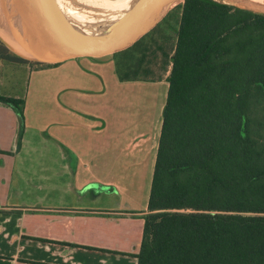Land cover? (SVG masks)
Instances as JSON below:
<instances>
[{
	"label": "crops",
	"instance_id": "obj_1",
	"mask_svg": "<svg viewBox=\"0 0 264 264\" xmlns=\"http://www.w3.org/2000/svg\"><path fill=\"white\" fill-rule=\"evenodd\" d=\"M24 14L0 0V96L24 102L23 132L0 102V264H138L172 65L53 60Z\"/></svg>",
	"mask_w": 264,
	"mask_h": 264
},
{
	"label": "trees",
	"instance_id": "obj_2",
	"mask_svg": "<svg viewBox=\"0 0 264 264\" xmlns=\"http://www.w3.org/2000/svg\"><path fill=\"white\" fill-rule=\"evenodd\" d=\"M231 10L185 2L138 264H264V16Z\"/></svg>",
	"mask_w": 264,
	"mask_h": 264
},
{
	"label": "rangeland",
	"instance_id": "obj_3",
	"mask_svg": "<svg viewBox=\"0 0 264 264\" xmlns=\"http://www.w3.org/2000/svg\"><path fill=\"white\" fill-rule=\"evenodd\" d=\"M12 12L24 14L31 22L27 23L24 30L28 31L32 47L41 49L53 60H61L64 56L75 57L84 55L70 47L60 27L58 20L59 0H7ZM71 4L70 0H62ZM131 0L124 11L131 13L124 26L112 33L111 41L106 45L96 48L90 54L107 53L111 47H118L122 42L134 38L132 47L125 53L124 48L115 53H122L125 59L122 62L121 71L123 77H139L143 75L146 67L152 68L158 74L165 72L172 65L173 56L178 43L179 29L186 0ZM230 7L234 12L242 10L255 15L251 22H258V17L264 16V0H215ZM47 5L51 15H44ZM83 9L93 8L85 4L72 3ZM162 12L160 20H157L159 11ZM258 16V17H257ZM251 17L247 14L238 15L241 22ZM24 26V25H23ZM131 35V36H129ZM142 35L143 38L139 39ZM138 40V41H137ZM36 42V44H34ZM37 45V46H36ZM76 53V54H75ZM154 73L147 77H156ZM146 77V76H145Z\"/></svg>",
	"mask_w": 264,
	"mask_h": 264
},
{
	"label": "bare ground",
	"instance_id": "obj_4",
	"mask_svg": "<svg viewBox=\"0 0 264 264\" xmlns=\"http://www.w3.org/2000/svg\"><path fill=\"white\" fill-rule=\"evenodd\" d=\"M41 1V0H36ZM131 0H73V3L85 4L93 8L83 9L59 0L63 5V15L60 27L66 41L72 49L80 51L99 40L110 36L125 25L131 13L124 7ZM44 15L49 17L51 12L47 5Z\"/></svg>",
	"mask_w": 264,
	"mask_h": 264
},
{
	"label": "water",
	"instance_id": "obj_5",
	"mask_svg": "<svg viewBox=\"0 0 264 264\" xmlns=\"http://www.w3.org/2000/svg\"><path fill=\"white\" fill-rule=\"evenodd\" d=\"M175 0H172L168 3V6L173 3ZM60 4V3H59ZM165 8H162L159 13H158V17H157V20H160L161 16H162V12ZM62 15H63V5H59V9H58V20H59V23H61V18H62ZM126 47V44L124 42H122L118 47H111V49L105 53V54H100V53H94L93 55L88 53V54H78L76 55L75 57H85V58H106V57H110L112 55H114L115 53L119 52V50H121L122 48ZM78 52V51H77ZM76 54V53H75ZM68 58H71V57H67V56H64L63 59L61 60H66Z\"/></svg>",
	"mask_w": 264,
	"mask_h": 264
}]
</instances>
